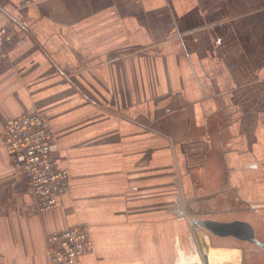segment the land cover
<instances>
[{"label": "crops", "instance_id": "obj_1", "mask_svg": "<svg viewBox=\"0 0 264 264\" xmlns=\"http://www.w3.org/2000/svg\"><path fill=\"white\" fill-rule=\"evenodd\" d=\"M2 26L0 264H50L46 235L74 226L78 264H264V0H0ZM32 108L70 172L46 214L2 141Z\"/></svg>", "mask_w": 264, "mask_h": 264}, {"label": "built area", "instance_id": "obj_2", "mask_svg": "<svg viewBox=\"0 0 264 264\" xmlns=\"http://www.w3.org/2000/svg\"><path fill=\"white\" fill-rule=\"evenodd\" d=\"M15 38L7 26L0 27V64L9 55ZM2 141L11 154L14 169L23 177L40 214L58 208L70 190V172L59 162L58 145L47 115L32 108L9 119ZM50 264H78L94 246L87 226H74L46 235Z\"/></svg>", "mask_w": 264, "mask_h": 264}, {"label": "water", "instance_id": "obj_3", "mask_svg": "<svg viewBox=\"0 0 264 264\" xmlns=\"http://www.w3.org/2000/svg\"><path fill=\"white\" fill-rule=\"evenodd\" d=\"M199 227H204L212 234L219 237L234 236L240 240L249 241L261 245L255 235L254 228L247 222H219L211 219L197 220Z\"/></svg>", "mask_w": 264, "mask_h": 264}, {"label": "bare ground", "instance_id": "obj_4", "mask_svg": "<svg viewBox=\"0 0 264 264\" xmlns=\"http://www.w3.org/2000/svg\"><path fill=\"white\" fill-rule=\"evenodd\" d=\"M200 209V208H199ZM201 210V209H200ZM197 217V216H196ZM197 225V224H196ZM225 238V237H224ZM234 239L236 240V238L234 237ZM237 240H239V239H237ZM258 246V245H257ZM259 248V247H258Z\"/></svg>", "mask_w": 264, "mask_h": 264}, {"label": "rangeland", "instance_id": "obj_5", "mask_svg": "<svg viewBox=\"0 0 264 264\" xmlns=\"http://www.w3.org/2000/svg\"><path fill=\"white\" fill-rule=\"evenodd\" d=\"M48 252V251H47ZM48 260H49V257H48ZM49 262V261H48ZM50 263V262H49Z\"/></svg>", "mask_w": 264, "mask_h": 264}]
</instances>
